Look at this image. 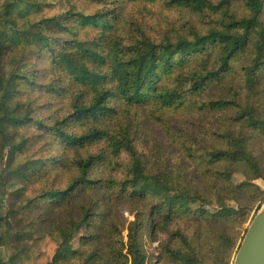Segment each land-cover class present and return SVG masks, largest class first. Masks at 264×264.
<instances>
[{
    "label": "trees",
    "instance_id": "trees-1",
    "mask_svg": "<svg viewBox=\"0 0 264 264\" xmlns=\"http://www.w3.org/2000/svg\"><path fill=\"white\" fill-rule=\"evenodd\" d=\"M88 1L105 7L88 15L69 4L65 13L39 21L32 20V16L50 7L51 0L0 3V163L7 158L4 169H0V188L39 180L44 169H68L74 175L66 187L43 192L23 210L30 212L39 199L64 206L100 191L136 202L140 210L141 203L150 199L151 207L130 222L127 242L121 243L118 255L125 261L120 262L116 256L113 264H146L142 235L148 221L151 236L165 232L170 237L162 248L163 261L202 264L200 240L203 233H210L217 246L215 252L224 255L222 263L233 264L231 253H235V259L248 229L240 236L228 230L227 225L238 222L243 226L249 221V212L243 205L241 209L228 206L222 197L228 193L227 199L239 202L238 194L249 190L263 193L253 183L261 177L262 169L250 149V140L256 134L264 136V0ZM131 3L163 6L184 13L187 20L181 31L157 30L154 36L144 22L123 26ZM90 30L97 33L92 40L79 39L81 31ZM33 57L44 59L52 74L63 75L65 84H52L53 91L48 93L61 98L76 96L65 115L54 114L50 123L39 121L32 105L26 107L21 101L22 89L36 84V75L25 72L29 65L35 69ZM239 63H243L242 94L247 90L259 92L248 104L239 98L212 101L207 108L235 109L240 132L227 131L214 141L218 144L213 142L204 153L190 154L205 169L204 178L216 183L211 190L186 184L179 170L150 165L139 153L130 126L119 130L110 126L123 110L146 107L151 119L157 121L167 111L185 109L209 85L222 83L237 72ZM35 129L40 131L38 135L33 133ZM42 136L56 152L49 159L28 157L29 148ZM73 152L77 156L71 157ZM124 155L128 162L118 170L120 178L105 177L103 169L115 172ZM217 166H223V172ZM236 167L256 169L257 173L242 185H235L232 177ZM213 171L219 175L216 182ZM16 195L23 196L22 190ZM218 198L221 200L216 211L204 208ZM4 203L0 198V247L27 238L23 232H14L12 220L16 212H2ZM198 203L203 205L194 208ZM98 215L95 204L84 203L80 223L90 227L91 219ZM188 219L196 223L192 237L183 228ZM73 232L67 234L61 229L60 237L66 240ZM29 251H16L10 264L28 259ZM82 256L80 250H75L56 257L55 262L72 263ZM95 259L96 264L107 260L97 250L83 264H94Z\"/></svg>",
    "mask_w": 264,
    "mask_h": 264
},
{
    "label": "rangeland",
    "instance_id": "rangeland-1",
    "mask_svg": "<svg viewBox=\"0 0 264 264\" xmlns=\"http://www.w3.org/2000/svg\"><path fill=\"white\" fill-rule=\"evenodd\" d=\"M3 1L5 0H0V3ZM51 1L52 5L46 7L40 14H34L32 20L39 21L42 18H51L63 14L67 11L69 4L74 5L79 11L88 15L103 10L105 7L103 4L88 0ZM186 20L187 16L184 13L166 10L163 6L150 5L147 7L143 4L131 3L125 13L123 26L126 24L129 27L135 22H144L149 25L152 34L155 36L157 30L158 33L173 29L181 31L182 24ZM96 34V31L92 30L81 31L79 39L90 41ZM32 59L36 65L35 69L29 65L25 72L36 75L34 79L36 84L22 89L21 101L24 102L26 107L32 105L34 116L39 121L50 123L54 114L65 115L66 108L70 107L72 99L76 96L68 94L61 98L57 94L48 93V91H53L54 84H60L63 75L59 73L52 74L48 71L49 67L44 59H38L37 57ZM242 64H237L238 71L229 75L222 83L209 85L205 92L196 96L194 102L185 109L167 111L157 121L151 119L146 107L132 109L130 112L123 110L110 126L115 130L129 128L130 126L129 129H131L132 134L136 135L139 153L150 162V165L157 166L159 169L168 167L175 171L179 170L186 178V184L195 187H208L211 190V187L216 183H213V180L209 182L208 179L204 178L205 169L201 168L200 162L190 157V154L198 156L204 153L206 148L227 131L240 132V126L235 122V109L211 111L207 107L212 101L239 100V98H242V103L248 104L253 100L255 94L259 92L258 89L254 92L247 90L242 94L243 83L240 73ZM262 103V109L264 110V101ZM202 105L203 108L200 107ZM39 132V130H33L36 135ZM42 138L36 145L29 148L28 157L37 156V158L45 157L49 159L56 152V149L50 146L48 139L43 136ZM214 143L218 144V141ZM250 149L259 160L262 169L261 177L254 180L253 183L259 186L263 193L249 190L246 193L238 194L240 203L227 199L228 193H224L222 197L230 207L241 209V205H243L248 209V223L239 226L238 222H231L229 226L227 225L228 230L235 231L240 236H244L256 213L264 208V136L254 135L250 140ZM74 156H77V154L71 153V157ZM119 162L121 165L115 167V172L108 171L106 168L103 169L104 176L115 179L120 178L121 175L118 170L123 167L122 164L128 162L127 156L124 155L123 161L119 160ZM6 163L7 158L0 163V169H4ZM217 167L218 171L223 172V166ZM235 169L232 183L239 186L249 181L250 178H254L257 173L256 169L251 168L246 170L245 168L236 167ZM42 174L39 180L33 179L29 184L19 182L15 185H8L6 188H0V198H3L5 202L2 212L7 209L16 212L12 220L14 232H23L27 235L24 241L12 243L8 247H0V264H10L13 254L16 251L21 252L25 248L30 249L29 258L19 261L18 264H58L55 262L56 257L64 256L75 250L82 252V258L66 264H83L91 253L97 250L107 258L99 264H113L116 256L119 257L120 262L125 261L124 258L118 255V251L122 247L121 243L127 242L128 226L130 222L135 220L140 211L146 212L151 207V200L143 201L141 203L143 207L140 210V205L136 202L121 197L117 193H114L113 198L109 194L100 191L97 194L94 193V195H84L80 200L69 201L64 206L47 204L46 201L39 199L37 205L27 213L23 208L27 207L34 197L36 198L51 189L66 187L71 182L74 172L68 169L57 171L49 168L44 169ZM213 174L216 182V177L219 178L218 172L213 171ZM219 186L221 190L222 184ZM19 190H22L23 196L17 198L16 192ZM220 200L221 198L215 199L212 205H205L204 208L216 211ZM84 203L95 204V213L100 214L91 219L90 227L80 223ZM202 205L198 203L194 205V208H199ZM195 226V221L186 220L183 223L186 235L192 237L196 232ZM61 229H64L67 234L73 230V235L63 240L60 237ZM1 235L2 232L0 231V239ZM169 240L170 237L165 232L160 236H151L150 222H147V227L142 235V243L147 255L146 264H175L171 261L162 260V248L164 243ZM200 244L202 251L200 262L202 264H223L222 257L224 255H218L215 252L217 246L213 243L212 234L203 233ZM234 255V252L231 253L232 263H234ZM116 260L118 261V258ZM95 262L96 259L94 264H96ZM91 263L93 262L89 264Z\"/></svg>",
    "mask_w": 264,
    "mask_h": 264
},
{
    "label": "water",
    "instance_id": "water-1",
    "mask_svg": "<svg viewBox=\"0 0 264 264\" xmlns=\"http://www.w3.org/2000/svg\"><path fill=\"white\" fill-rule=\"evenodd\" d=\"M233 264H264V208L250 223Z\"/></svg>",
    "mask_w": 264,
    "mask_h": 264
}]
</instances>
